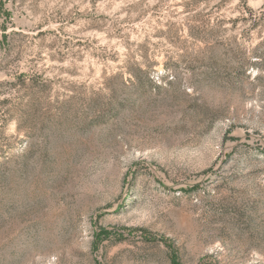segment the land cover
Returning <instances> with one entry per match:
<instances>
[{
    "label": "rangeland",
    "instance_id": "1",
    "mask_svg": "<svg viewBox=\"0 0 264 264\" xmlns=\"http://www.w3.org/2000/svg\"><path fill=\"white\" fill-rule=\"evenodd\" d=\"M264 264V0H0V264Z\"/></svg>",
    "mask_w": 264,
    "mask_h": 264
},
{
    "label": "trees",
    "instance_id": "2",
    "mask_svg": "<svg viewBox=\"0 0 264 264\" xmlns=\"http://www.w3.org/2000/svg\"><path fill=\"white\" fill-rule=\"evenodd\" d=\"M173 263H174V264H177L176 261H175L174 259H173Z\"/></svg>",
    "mask_w": 264,
    "mask_h": 264
}]
</instances>
